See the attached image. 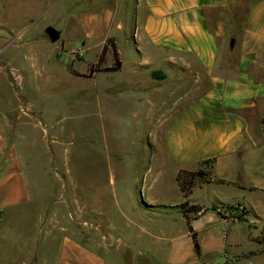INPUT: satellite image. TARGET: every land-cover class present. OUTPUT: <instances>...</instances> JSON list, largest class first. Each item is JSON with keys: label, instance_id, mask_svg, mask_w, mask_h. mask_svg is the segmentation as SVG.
Wrapping results in <instances>:
<instances>
[{"label": "crops", "instance_id": "1", "mask_svg": "<svg viewBox=\"0 0 264 264\" xmlns=\"http://www.w3.org/2000/svg\"><path fill=\"white\" fill-rule=\"evenodd\" d=\"M132 20L136 55L127 46L124 62L116 51L119 70L129 74L121 96L142 102L140 131L147 142L141 148L152 170L161 161L169 167L174 183L181 171L204 176L170 206L174 219L167 215L162 223L144 222L151 207L137 200L120 204L118 219L103 215L98 224L95 212L80 205L65 215L35 203L24 168L33 155L16 137L15 122L0 112V264H144L127 255L143 243L152 246L145 264H264V0H135ZM228 36L242 39L227 43ZM104 73L112 72L90 78ZM145 171L143 182L150 168ZM186 201L201 211L185 217L179 206ZM237 206L245 219L236 215ZM218 207L235 210L222 215ZM129 209L134 219L123 222ZM178 220L185 230L174 231ZM64 221L77 229L51 237L50 229L66 232ZM239 223L261 229L244 234ZM101 225L109 233L129 229L124 234L132 246L97 237ZM46 229L41 247L38 234ZM16 233L24 235L22 244Z\"/></svg>", "mask_w": 264, "mask_h": 264}, {"label": "rangeland", "instance_id": "2", "mask_svg": "<svg viewBox=\"0 0 264 264\" xmlns=\"http://www.w3.org/2000/svg\"><path fill=\"white\" fill-rule=\"evenodd\" d=\"M134 12L135 0H0V112L15 122L16 137L33 155L31 161H24L32 197L35 203L62 209L65 215L80 205L95 212V224L103 215L118 219V206L130 204L129 200L149 204L144 222H165V216H175L170 206L185 198L176 190L177 177L174 183L169 167L161 161L152 170L146 148H141L147 142L140 131L142 102L121 96L128 68L95 78L76 76L99 63L103 45L111 47V42L124 62L129 59L127 46L136 55ZM49 26L60 33L55 43L44 32ZM230 37L234 44L242 39L228 36L225 42ZM112 63L108 49L100 65ZM132 215L129 209L122 221L134 219ZM236 215L245 219L244 214ZM174 222L178 231L183 225ZM64 224L66 232L50 229L49 235L60 238L77 229ZM236 228L244 234L261 229L246 223ZM128 230L109 233L101 225L95 233L108 243L120 238L121 243L113 241L116 246H132L124 234ZM46 233L47 229L38 234L41 247ZM22 238L16 233L17 245ZM149 248L144 243L139 249L130 247L127 255L145 264L152 254ZM163 252L164 248L159 254Z\"/></svg>", "mask_w": 264, "mask_h": 264}, {"label": "trees", "instance_id": "3", "mask_svg": "<svg viewBox=\"0 0 264 264\" xmlns=\"http://www.w3.org/2000/svg\"><path fill=\"white\" fill-rule=\"evenodd\" d=\"M107 42H111V40L109 39ZM109 46H111L112 52H113V57H114V65L112 67L109 68H105V67H101L100 63L103 62L104 60V54L106 53V51L108 50V44L105 45L102 49L101 52V57L99 58V63H97L96 65H92L89 68V72L87 75H78L76 73V76H80V77H85V78H90V76H92L94 73L97 72H115L119 70V59H118V53L116 51V46L114 43L111 42V44H109ZM202 177L204 176L203 173H189V172H185V171H181L179 172L178 176H177V181L179 184V187L181 188V191L183 192L184 197H188L189 194V188L194 180L195 177ZM181 212L183 213V215L186 217L187 214H189L190 212H200L201 209H199L198 207L195 206H188V202H184L179 206ZM192 239H193V243H194V249L195 252L197 254V256H200V248L198 245V242L195 238V234H192Z\"/></svg>", "mask_w": 264, "mask_h": 264}, {"label": "water", "instance_id": "4", "mask_svg": "<svg viewBox=\"0 0 264 264\" xmlns=\"http://www.w3.org/2000/svg\"><path fill=\"white\" fill-rule=\"evenodd\" d=\"M45 34L48 37V39L52 42L55 43L59 40L60 38V33L57 31L55 28L49 26L45 29Z\"/></svg>", "mask_w": 264, "mask_h": 264}, {"label": "built area", "instance_id": "5", "mask_svg": "<svg viewBox=\"0 0 264 264\" xmlns=\"http://www.w3.org/2000/svg\"><path fill=\"white\" fill-rule=\"evenodd\" d=\"M235 208L238 210V213H236V214H245L244 208L239 207V206H237ZM235 208L224 209V208L218 207L216 209V211H217V213L222 214V215H224V214L230 215V214L234 213Z\"/></svg>", "mask_w": 264, "mask_h": 264}]
</instances>
